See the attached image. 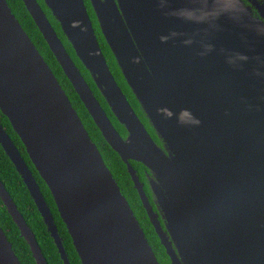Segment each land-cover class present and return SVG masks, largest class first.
Returning a JSON list of instances; mask_svg holds the SVG:
<instances>
[{
	"label": "water",
	"instance_id": "obj_1",
	"mask_svg": "<svg viewBox=\"0 0 264 264\" xmlns=\"http://www.w3.org/2000/svg\"><path fill=\"white\" fill-rule=\"evenodd\" d=\"M23 2L127 165L171 263L264 264V0H90L162 144L116 80L85 0L44 2L126 137L39 1ZM0 109L49 186L83 264H160L97 144L7 0H0ZM0 144L64 264H71L37 179L1 121ZM132 160L149 169L154 202ZM0 197L37 264H49L1 179ZM0 264H22L1 224Z\"/></svg>",
	"mask_w": 264,
	"mask_h": 264
},
{
	"label": "trees",
	"instance_id": "obj_2",
	"mask_svg": "<svg viewBox=\"0 0 264 264\" xmlns=\"http://www.w3.org/2000/svg\"><path fill=\"white\" fill-rule=\"evenodd\" d=\"M9 5L11 6L14 14L21 22L25 31L29 34L33 42L36 44L37 48L39 49L40 53L49 64L50 68L58 78L60 84L62 85L63 89L66 91L67 95L69 96L73 106L77 110L78 114L80 115L86 129L88 130L91 138L97 144L107 166L112 171L115 179L117 180L119 186L123 194L128 199L132 209L134 210L137 218L139 219L146 236L153 247L156 256L160 262V264H172L169 255L167 254L166 248L163 246L157 232L155 231L154 226L150 222L149 216L147 214L146 209L143 206L142 200L140 198L138 190L135 188L134 182L128 172L127 165L122 160L121 156L116 152L110 144L104 138L102 132L96 125L94 119L90 115L88 109L86 108L85 104L81 100L80 96L78 95L77 91L74 89L71 81L66 76L62 66L59 64L56 56L50 49L47 41L45 40L43 34L41 33L40 29L36 25L33 17L31 16L30 12L28 11L26 5L24 4L23 0H7ZM41 6L43 7L44 11L46 12L47 16L49 17L51 23L53 24L55 30L59 34V37L62 39L67 51L70 53L72 58L74 59L77 66L80 68L82 74L90 84L91 88L93 89L96 97L101 102L102 106L107 111L108 115L110 116L112 122L114 123L115 127L121 133L123 137H126L128 132L126 127L120 123L117 116L112 111L111 107L107 103L105 97L103 96L102 92L97 87L91 73L89 70L84 66L82 61L76 54L75 49L73 48L72 44L66 37L65 33L62 30V27L58 20L53 16L50 8L46 5L44 0H38ZM89 13L94 23V27L101 44L102 50L108 64L115 75L116 80L122 87L123 91L127 95L128 99L130 100L132 106L138 113L139 117L142 119L152 136L156 139L157 142L162 144V141L159 139L154 127L150 123L149 119L147 118L145 112L140 106L139 101L137 100L135 94L131 90L130 86L128 85L124 74L116 60L114 53L112 52L109 44L106 41L105 36L102 33L100 24L98 22L96 13L90 0H85ZM0 121L3 124L4 128L6 129L7 133L11 136L12 140L14 141L15 145L19 149L20 153L26 160L27 164L29 165L30 169L32 170L37 182L41 188L43 195L53 213L55 223L59 229L60 236L63 240V244L65 246L66 252L68 257L71 261V264H83L81 258L74 246L73 239L69 233V230L63 221L59 210L57 208L55 199L52 195V192L45 182V180L41 177L40 173L36 169L35 165L33 164L30 156L26 150V146L23 143L20 136L14 130L9 118L3 114L2 110L0 109ZM131 163L138 171L140 179L145 183V190L150 197V200L153 201V194L150 187V171L149 169L141 162L136 160H132ZM0 179L5 184L8 192L11 194L12 198L14 199L15 203L19 211L25 217L28 225L31 227L33 232L36 235V238L39 242V245L48 261L49 264H64L61 255L58 251L57 245L54 242L53 237L51 236L46 223L43 220V217L31 196L29 189L27 188L22 176L17 171L14 163L11 161L10 157L6 154L4 148L0 144ZM0 224L4 231L6 232L8 239L12 242L13 248L21 260L22 264H37L33 253L30 249V246L26 239L21 235L20 229L18 225L13 220L7 206L4 204L2 198L0 197Z\"/></svg>",
	"mask_w": 264,
	"mask_h": 264
},
{
	"label": "flooded vegetation",
	"instance_id": "obj_3",
	"mask_svg": "<svg viewBox=\"0 0 264 264\" xmlns=\"http://www.w3.org/2000/svg\"><path fill=\"white\" fill-rule=\"evenodd\" d=\"M245 1H246L248 4H251V3L249 2V0H245ZM252 6H253V9H254L255 13L259 15V11L256 9V7H255L254 5H252Z\"/></svg>",
	"mask_w": 264,
	"mask_h": 264
}]
</instances>
